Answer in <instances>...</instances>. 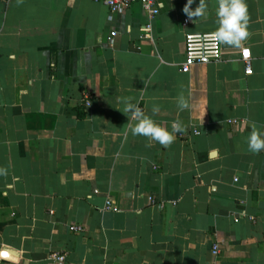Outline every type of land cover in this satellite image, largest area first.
Returning <instances> with one entry per match:
<instances>
[{"label":"crops","instance_id":"0c3cea01","mask_svg":"<svg viewBox=\"0 0 264 264\" xmlns=\"http://www.w3.org/2000/svg\"><path fill=\"white\" fill-rule=\"evenodd\" d=\"M186 3L151 18L140 2L0 0V264H264V151L246 143L264 128V0H247L241 47L188 73L186 35L216 30L218 0L196 22ZM123 97L183 131L133 136Z\"/></svg>","mask_w":264,"mask_h":264},{"label":"clouds","instance_id":"9594fccd","mask_svg":"<svg viewBox=\"0 0 264 264\" xmlns=\"http://www.w3.org/2000/svg\"><path fill=\"white\" fill-rule=\"evenodd\" d=\"M195 2L196 0H187L183 8L187 19L193 22L207 14V0H199L197 7L193 9L191 5ZM216 15L217 28L214 34L218 41L233 47H241L249 37L247 0H218ZM176 101L181 111L191 107L190 100L183 93L178 94ZM122 102L124 104L123 113L128 117L133 136L147 137L150 141H156L167 147L176 139L175 133L183 131L179 120L174 121L171 129H168L157 123L138 104L131 102V98L123 97ZM151 111L153 114L159 112L160 106L154 104ZM246 143L248 150L252 153L264 151V128L253 124ZM7 175L8 169L0 167V176Z\"/></svg>","mask_w":264,"mask_h":264},{"label":"built area","instance_id":"2783aa9c","mask_svg":"<svg viewBox=\"0 0 264 264\" xmlns=\"http://www.w3.org/2000/svg\"><path fill=\"white\" fill-rule=\"evenodd\" d=\"M106 4L112 12L122 11L130 7L136 2L142 3L145 12L151 17L155 18L160 14V7L158 5V0H96ZM187 20L185 24H187ZM215 31L206 33H189L186 35L185 40V61L182 66V71L188 73L191 71L192 67L195 65H205L210 63L219 62L222 58V43L218 41L215 36ZM116 32H112L113 42ZM251 52L248 48L242 50V60L246 64L245 74H252L251 66ZM85 105H91V99L88 93L84 94ZM233 122V121H231ZM106 209L118 211L119 208L113 206L111 202L107 203ZM83 228L78 225H71L70 231L80 232ZM220 247L215 244L212 253L215 258H218ZM50 260L52 264H64L67 260V254L54 252L50 254Z\"/></svg>","mask_w":264,"mask_h":264}]
</instances>
